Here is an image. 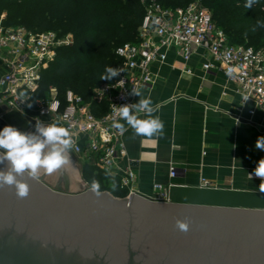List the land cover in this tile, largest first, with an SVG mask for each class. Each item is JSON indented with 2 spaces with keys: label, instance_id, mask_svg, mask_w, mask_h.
I'll list each match as a JSON object with an SVG mask.
<instances>
[{
  "label": "water",
  "instance_id": "1",
  "mask_svg": "<svg viewBox=\"0 0 264 264\" xmlns=\"http://www.w3.org/2000/svg\"><path fill=\"white\" fill-rule=\"evenodd\" d=\"M35 124L0 103V130ZM25 179V199L0 188V264H264L261 190L172 182L167 199L154 200L96 197L66 166ZM178 219L189 221L187 233Z\"/></svg>",
  "mask_w": 264,
  "mask_h": 264
},
{
  "label": "built area",
  "instance_id": "2",
  "mask_svg": "<svg viewBox=\"0 0 264 264\" xmlns=\"http://www.w3.org/2000/svg\"><path fill=\"white\" fill-rule=\"evenodd\" d=\"M140 1L144 15L138 28L139 40L125 42L115 49L118 61L113 67L122 68L123 72L96 86L89 100L72 89H67L61 97L54 86L50 87L47 98L35 99L33 94L40 87L43 70L59 47L74 42V35L7 25L5 13H0V60L4 66L0 76V103L43 123L60 120L64 126H70L75 141L72 150L84 162L117 178L120 188L127 189L126 196L140 193L133 186L136 176L130 165H119L126 149L123 135L113 123L120 122L119 106L138 103V96L131 90L151 86L152 65L163 63L169 51L185 61L201 53L205 72L222 71L226 75L241 96L236 119L253 115L257 108L264 110V46L231 43L201 0L178 7L164 6L157 0ZM120 80L124 83L120 84ZM104 102H107L105 111L94 110V103L100 106ZM169 174L172 178L176 176L174 166ZM203 182L202 185H208ZM171 183H155L154 190L159 195L149 198L167 199Z\"/></svg>",
  "mask_w": 264,
  "mask_h": 264
},
{
  "label": "crops",
  "instance_id": "3",
  "mask_svg": "<svg viewBox=\"0 0 264 264\" xmlns=\"http://www.w3.org/2000/svg\"><path fill=\"white\" fill-rule=\"evenodd\" d=\"M203 58L196 53L185 61L169 51L163 63L152 65V84L141 92L151 98L153 114L164 122V134L138 136L129 128L123 134L126 155L118 161L121 167L130 165L136 176L133 186L141 195L157 197L155 183L202 185L204 180L210 186L260 190L261 179L253 170L264 158V151L255 147L257 139L264 137V110L245 114L246 121L236 119L241 96L222 71L205 72ZM3 72L0 60V76ZM139 115L144 118L143 113ZM69 157L65 166L74 181L88 184L89 169L101 171L73 150ZM171 166L177 170L174 178L169 174ZM113 180L117 190L122 189L117 178L108 176L109 185ZM122 190L126 196L127 189Z\"/></svg>",
  "mask_w": 264,
  "mask_h": 264
},
{
  "label": "trees",
  "instance_id": "4",
  "mask_svg": "<svg viewBox=\"0 0 264 264\" xmlns=\"http://www.w3.org/2000/svg\"><path fill=\"white\" fill-rule=\"evenodd\" d=\"M164 6H186L193 0H157ZM47 9L35 13L25 26L33 31L47 29L61 33L72 32L74 42L58 48L56 56L42 72L39 89L34 98H45L54 86L62 97L67 89L89 100L93 89L107 81L99 79L106 67H113L118 58L115 49L125 42H137L138 28L144 15L140 0H45ZM211 12L214 23L222 29L233 44L264 46V28L252 27L257 20L264 22V0L245 7L246 0H201ZM15 0L8 9H16L5 18L12 25L21 15ZM4 4L0 8H3ZM25 19L28 18L24 15ZM245 41V42H244ZM113 80V79H112ZM97 112L107 109V102L94 103ZM97 108L100 111L96 110ZM87 166L85 165L84 168ZM105 171L95 173L89 169L86 180L93 177L100 181L101 190H109L115 196L124 197L125 191H113Z\"/></svg>",
  "mask_w": 264,
  "mask_h": 264
},
{
  "label": "clouds",
  "instance_id": "5",
  "mask_svg": "<svg viewBox=\"0 0 264 264\" xmlns=\"http://www.w3.org/2000/svg\"><path fill=\"white\" fill-rule=\"evenodd\" d=\"M257 3L259 0H246L245 7L251 8ZM257 28H264V22L257 20L252 31H256ZM121 72L122 68L106 67L99 79L111 81ZM118 82L124 83L123 80ZM131 92L140 97L138 103L119 106V118L124 123L114 121L113 127L121 135L131 128L138 136H162L165 125L160 116L153 114L151 98L144 97L138 88L132 89ZM140 113L144 114V118L140 117ZM74 143L70 126H64L60 120L43 123L37 119L35 132H23L14 126L6 125L0 130V164L5 165L4 169L0 170V188L14 187L17 198H27L30 185L25 176L37 179L41 169L47 174H52L67 165L70 160L68 153ZM255 147L264 151V137L257 139ZM253 171L254 175L261 179L260 190L264 192V158L258 161ZM249 179H252V174H249ZM110 187L113 191L117 190L115 180ZM89 191L96 197L103 194L100 181L95 177L91 180ZM175 227L178 231L187 233L190 230V223L187 219H178Z\"/></svg>",
  "mask_w": 264,
  "mask_h": 264
},
{
  "label": "rangeland",
  "instance_id": "6",
  "mask_svg": "<svg viewBox=\"0 0 264 264\" xmlns=\"http://www.w3.org/2000/svg\"><path fill=\"white\" fill-rule=\"evenodd\" d=\"M12 1H14V0H0V7L2 4H4V7L0 8V13H5L6 16L9 13H14V11L16 10L15 8L14 9H8V7L10 6ZM15 2H16L15 4L17 5V7H20V9H21V15L11 25L14 27H16V26L25 27L28 24L29 19L35 13L47 9L46 4H45L46 3L45 0H15ZM24 15H27L28 18L25 19ZM250 46H252V45H250ZM48 96L49 95L47 93V96H45V98H47ZM68 155H69V153H68ZM68 166H69V163H68ZM43 172H45L43 169H41L39 171V173H43ZM52 175H53V173L48 174V176H52Z\"/></svg>",
  "mask_w": 264,
  "mask_h": 264
}]
</instances>
